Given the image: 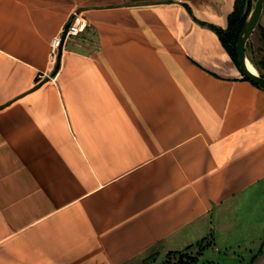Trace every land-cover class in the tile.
<instances>
[{"label": "crops", "instance_id": "obj_1", "mask_svg": "<svg viewBox=\"0 0 264 264\" xmlns=\"http://www.w3.org/2000/svg\"><path fill=\"white\" fill-rule=\"evenodd\" d=\"M233 5L0 0V264H144L264 190V91L198 23Z\"/></svg>", "mask_w": 264, "mask_h": 264}, {"label": "rangeland", "instance_id": "obj_2", "mask_svg": "<svg viewBox=\"0 0 264 264\" xmlns=\"http://www.w3.org/2000/svg\"><path fill=\"white\" fill-rule=\"evenodd\" d=\"M259 26L264 29V9ZM247 42L256 60H262L264 43L259 35L252 33ZM212 223L214 226L199 232L200 239L194 245L167 252L161 258L152 255L144 264H251L262 253L261 248L264 250V190L258 195L248 192L245 199L232 204L221 219L213 218Z\"/></svg>", "mask_w": 264, "mask_h": 264}, {"label": "trees", "instance_id": "obj_3", "mask_svg": "<svg viewBox=\"0 0 264 264\" xmlns=\"http://www.w3.org/2000/svg\"><path fill=\"white\" fill-rule=\"evenodd\" d=\"M251 6H252L251 0H234L233 10L227 16V24L225 28L198 21L199 24L205 25L218 36L222 46L229 54V56L231 57V59L233 60L236 66L237 63H236V54H235V42L237 35L244 23V20ZM254 32H256L259 35L260 39L264 43V29L259 26V23L254 29L253 33ZM245 51L249 61L253 64V66L256 68L259 74L264 77V72H263L264 58L260 61L256 60L254 53L251 50V45L249 44V42H247L246 44ZM56 67H57V62H56ZM179 263L182 262L180 261Z\"/></svg>", "mask_w": 264, "mask_h": 264}, {"label": "water", "instance_id": "obj_4", "mask_svg": "<svg viewBox=\"0 0 264 264\" xmlns=\"http://www.w3.org/2000/svg\"><path fill=\"white\" fill-rule=\"evenodd\" d=\"M263 6H264V0H255L253 2L244 20V23L237 35L235 42V54H236L237 68L241 72V74L264 91V77L261 76L258 71L257 73H253L248 69L246 63L249 61V59L245 51L247 41L249 40L254 29L259 23Z\"/></svg>", "mask_w": 264, "mask_h": 264}, {"label": "built area", "instance_id": "obj_5", "mask_svg": "<svg viewBox=\"0 0 264 264\" xmlns=\"http://www.w3.org/2000/svg\"><path fill=\"white\" fill-rule=\"evenodd\" d=\"M85 25L84 20L76 16L62 28L60 33L52 37L49 42L48 60L56 64L62 44L68 39L79 38L78 35L84 30ZM79 39L84 40V38Z\"/></svg>", "mask_w": 264, "mask_h": 264}, {"label": "bare ground", "instance_id": "obj_6", "mask_svg": "<svg viewBox=\"0 0 264 264\" xmlns=\"http://www.w3.org/2000/svg\"><path fill=\"white\" fill-rule=\"evenodd\" d=\"M246 64H247L248 69H249L251 72H253V73H257V70H256V68L253 66L252 63H250V62L248 61Z\"/></svg>", "mask_w": 264, "mask_h": 264}]
</instances>
